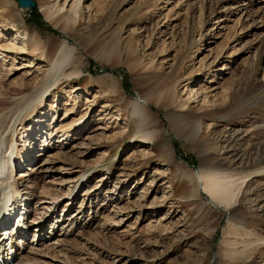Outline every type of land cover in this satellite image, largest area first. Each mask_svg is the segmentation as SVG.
I'll return each mask as SVG.
<instances>
[{
    "label": "rangeland",
    "instance_id": "rangeland-1",
    "mask_svg": "<svg viewBox=\"0 0 264 264\" xmlns=\"http://www.w3.org/2000/svg\"><path fill=\"white\" fill-rule=\"evenodd\" d=\"M18 1L0 0L21 190L0 235L22 230L0 262L264 264V0ZM213 170L229 205L198 189Z\"/></svg>",
    "mask_w": 264,
    "mask_h": 264
},
{
    "label": "bare ground",
    "instance_id": "bare-ground-1",
    "mask_svg": "<svg viewBox=\"0 0 264 264\" xmlns=\"http://www.w3.org/2000/svg\"><path fill=\"white\" fill-rule=\"evenodd\" d=\"M67 49H68L67 53H65L62 59L63 62L70 61V59L72 58L71 53L72 50L74 49H72L71 47H67ZM45 93L46 92H43L40 98L44 97ZM133 108H134L133 115H140L142 119L146 120L147 118L146 110L149 109L146 100H144L143 102H141L138 99L135 100L133 102ZM14 165H15L14 153H11L10 155L2 154L0 161V216L1 214L5 213L6 210H10V208L12 207L13 201L11 202V197H13L15 194L21 193V190L18 188L17 181L15 180L13 183L14 178L12 176L13 175L12 173L14 172L11 173V171L14 169ZM194 178L196 179V181H198V189L201 186L210 195L212 199L214 198L218 201L225 202L227 205H229L231 201L234 199L233 197L235 195V192L231 189V184L226 183L225 179L222 176H220L219 172L213 170L205 173L202 171L200 172V175L197 174ZM51 221L52 219L50 217L45 218L43 222H41L40 225L37 227L38 230L41 231L43 227L46 226L48 223H51ZM3 230H4L3 233L0 235V260L4 254H8L7 252H11V250H13V246L8 245L7 243L6 234L10 235L8 237L9 239H13L16 236V234L22 230V228L18 227L15 231V229L9 230V228L6 227ZM36 232L37 231H35L34 234L35 236H36ZM0 264L2 263L0 262Z\"/></svg>",
    "mask_w": 264,
    "mask_h": 264
},
{
    "label": "water",
    "instance_id": "water-1",
    "mask_svg": "<svg viewBox=\"0 0 264 264\" xmlns=\"http://www.w3.org/2000/svg\"><path fill=\"white\" fill-rule=\"evenodd\" d=\"M20 6L29 7L31 10L35 8L36 3L32 0H19Z\"/></svg>",
    "mask_w": 264,
    "mask_h": 264
},
{
    "label": "trees",
    "instance_id": "trees-1",
    "mask_svg": "<svg viewBox=\"0 0 264 264\" xmlns=\"http://www.w3.org/2000/svg\"><path fill=\"white\" fill-rule=\"evenodd\" d=\"M35 12H37V9L35 10ZM34 17H38L39 19H41V17H40V15L38 14V15H35ZM127 88H129V86L127 87Z\"/></svg>",
    "mask_w": 264,
    "mask_h": 264
}]
</instances>
